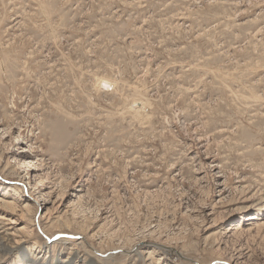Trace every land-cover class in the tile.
<instances>
[{"label":"rangeland","instance_id":"obj_1","mask_svg":"<svg viewBox=\"0 0 264 264\" xmlns=\"http://www.w3.org/2000/svg\"><path fill=\"white\" fill-rule=\"evenodd\" d=\"M0 216V264H264V0H0Z\"/></svg>","mask_w":264,"mask_h":264},{"label":"bare ground","instance_id":"obj_2","mask_svg":"<svg viewBox=\"0 0 264 264\" xmlns=\"http://www.w3.org/2000/svg\"><path fill=\"white\" fill-rule=\"evenodd\" d=\"M138 109V108H137ZM257 217H251L250 219H256ZM3 219V217L2 216H0V224L2 223V220ZM113 251L114 250H112L111 251V253H109L106 257H105V259L103 260V258H100V259H102L103 261H107V260H112V259H114L115 257H116V255H114L113 254ZM76 255H77V251L76 252H73V256L74 257H76ZM85 258H84V264H99L98 263V261L99 260H97L94 256H92L91 255V252L90 253H87V252H85ZM106 255V254H105ZM24 257H26L27 258V261L30 263V264H74L71 260H67V259H65V260H61V259H58V258H56V259H49L47 262H39L38 261V258H30L27 254H24L23 255ZM70 257V256H69Z\"/></svg>","mask_w":264,"mask_h":264}]
</instances>
